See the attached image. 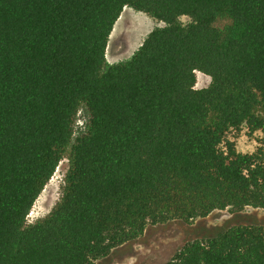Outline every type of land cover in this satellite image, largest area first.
Wrapping results in <instances>:
<instances>
[{
  "label": "trees",
  "instance_id": "trees-1",
  "mask_svg": "<svg viewBox=\"0 0 264 264\" xmlns=\"http://www.w3.org/2000/svg\"><path fill=\"white\" fill-rule=\"evenodd\" d=\"M124 8L162 26L107 64ZM242 129L262 134L250 153ZM65 157L59 202L27 224ZM248 206L264 209V0H0V264H94L147 226ZM164 264H264V226Z\"/></svg>",
  "mask_w": 264,
  "mask_h": 264
},
{
  "label": "rangeland",
  "instance_id": "rangeland-1",
  "mask_svg": "<svg viewBox=\"0 0 264 264\" xmlns=\"http://www.w3.org/2000/svg\"><path fill=\"white\" fill-rule=\"evenodd\" d=\"M182 22L188 21L182 18ZM227 21H218L215 26L222 27ZM159 23L147 14L124 8L109 36L105 60L107 64H115L130 58L140 47L147 35ZM210 78L196 71L194 89H203L210 84ZM87 121V113L80 108L76 116L75 135L80 134ZM262 134H248L246 129L232 138L236 150L250 153L258 145ZM68 170V159H62L53 176L35 200L27 216V224L34 223L46 217L59 202L63 179ZM236 224H255L264 226V209L244 207L240 210L224 209L214 211L204 218L194 220L190 224L181 221H171L161 225L147 226L138 239L114 248L107 256L100 258L94 264H164L178 252L186 243L195 239H203L216 235L223 229Z\"/></svg>",
  "mask_w": 264,
  "mask_h": 264
}]
</instances>
